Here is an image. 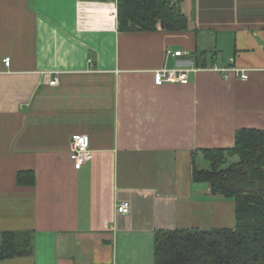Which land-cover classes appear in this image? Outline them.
I'll return each instance as SVG.
<instances>
[{
    "label": "crops",
    "instance_id": "1",
    "mask_svg": "<svg viewBox=\"0 0 264 264\" xmlns=\"http://www.w3.org/2000/svg\"><path fill=\"white\" fill-rule=\"evenodd\" d=\"M180 8L186 30L119 31L116 0H0V232L32 235L0 264H154L158 229L235 226L234 201L192 182L191 158L264 129V0ZM176 67L186 81L154 83ZM75 133L92 151L80 169Z\"/></svg>",
    "mask_w": 264,
    "mask_h": 264
},
{
    "label": "trees",
    "instance_id": "2",
    "mask_svg": "<svg viewBox=\"0 0 264 264\" xmlns=\"http://www.w3.org/2000/svg\"><path fill=\"white\" fill-rule=\"evenodd\" d=\"M181 0H116L119 31H182L188 19ZM208 50H196L195 65L206 66ZM198 154L203 162H197ZM20 183L35 182L22 171ZM192 182L207 183L214 194L235 205L232 228L158 229L154 235V264H264V129L239 128L232 147L192 151ZM29 232H0V260L29 254Z\"/></svg>",
    "mask_w": 264,
    "mask_h": 264
},
{
    "label": "built area",
    "instance_id": "3",
    "mask_svg": "<svg viewBox=\"0 0 264 264\" xmlns=\"http://www.w3.org/2000/svg\"><path fill=\"white\" fill-rule=\"evenodd\" d=\"M168 52H170L168 50ZM181 51H174V55H180ZM10 58L5 57L4 65L9 66ZM188 68H160L153 71V79L156 85H161L165 82H184L187 78ZM224 72L223 68H220ZM236 75L244 79L247 76L246 69L233 68ZM227 75V74H226ZM58 83L57 76H51L48 79V84L56 85ZM70 160L72 161L74 169H80L85 163L92 158V151L90 149V138L87 134L75 133L70 139ZM117 210L120 213H127L129 211V203L127 201H121L116 205Z\"/></svg>",
    "mask_w": 264,
    "mask_h": 264
},
{
    "label": "rangeland",
    "instance_id": "4",
    "mask_svg": "<svg viewBox=\"0 0 264 264\" xmlns=\"http://www.w3.org/2000/svg\"><path fill=\"white\" fill-rule=\"evenodd\" d=\"M205 162V164H206V166H208V163L206 162V161H204ZM204 163H202L201 165L203 166V165H205Z\"/></svg>",
    "mask_w": 264,
    "mask_h": 264
}]
</instances>
